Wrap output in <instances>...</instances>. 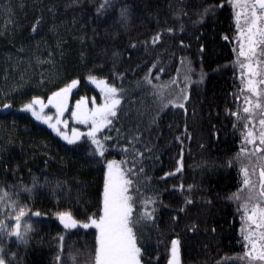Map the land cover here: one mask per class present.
Masks as SVG:
<instances>
[{
    "label": "trees",
    "instance_id": "16d2710c",
    "mask_svg": "<svg viewBox=\"0 0 264 264\" xmlns=\"http://www.w3.org/2000/svg\"><path fill=\"white\" fill-rule=\"evenodd\" d=\"M99 3L0 0V188L30 187L32 176L38 177L40 184L47 180L53 187L62 182L56 196L49 188H38L31 195L18 187L10 189L19 190L21 204L42 215L26 217L33 228L26 245L15 237L0 239L6 257H15L12 264H56L59 237L63 235V264H85L87 256L80 253H87L94 245V229L66 231L56 213L67 211L81 221L97 213L103 190L102 165L87 155V146L67 145L30 113L21 111L32 96H40L46 103L52 91L72 79L79 83L70 95V107L81 96L89 101L95 97L99 103V89L87 79L91 73L125 92L122 110L109 130L113 140L108 143L125 145L139 128L143 140L137 149L142 150L145 144L153 149L143 163L148 190L141 191L157 198L156 214L155 222L143 230L142 264H167L172 239L181 242L180 264H240L236 257L244 251L243 210L239 202L227 199L242 193L237 181L239 155L231 122L224 113L236 108L229 103L225 108L222 105L229 98L228 46L222 40L231 27L229 0H115L97 19ZM208 5L222 7L213 14L198 15ZM124 6L130 13L126 26L119 23V10ZM37 19L41 24L33 32ZM157 33L161 40L153 45ZM188 62L195 70L192 80H198L201 71L205 75L185 105L186 115L169 107L149 125L159 105L153 88L144 84L143 78L149 75L153 84L166 86L164 95L175 99L173 95L185 87ZM5 103L11 107L5 109ZM138 109L146 114L140 116ZM54 113L51 107L45 109L47 115ZM70 117V112L63 117L69 121V133L73 126L86 131ZM185 125L191 139L185 138L182 145L183 171L161 179L175 171L181 150L176 137L184 133ZM106 155L108 159L122 158L118 148ZM127 159L131 161V156ZM229 160L233 161L231 167ZM186 198L193 203L185 205ZM180 207L186 211L178 213ZM173 216L178 217L176 221ZM192 224L197 225L195 232L188 230Z\"/></svg>",
    "mask_w": 264,
    "mask_h": 264
},
{
    "label": "snow or ice",
    "instance_id": "6c2138e0",
    "mask_svg": "<svg viewBox=\"0 0 264 264\" xmlns=\"http://www.w3.org/2000/svg\"><path fill=\"white\" fill-rule=\"evenodd\" d=\"M115 0H100V3L95 9L96 18L104 16L106 12L114 5ZM231 2V0H230ZM217 7L222 5H208L203 8L201 17L208 14H213ZM245 7L248 11L245 14L244 25L239 22V13H237V30L239 43L238 58L235 63L241 69V81L244 88L241 90L250 95L244 96L246 106L243 107L245 116H241L239 112H230L232 117L237 121L246 120L244 123V141L247 145H252V150L248 152L249 156H258L264 159V0H246ZM130 13L127 6L119 10V23L126 26ZM41 24L40 19L32 26V31L36 32ZM171 31V29H169ZM228 39V37H224ZM161 40V34L157 33L152 38V44L156 45ZM183 46V42H181ZM132 48L136 45L132 44ZM204 51L203 48L200 49ZM235 51V49H234ZM51 55V54H50ZM117 55L114 53V56ZM153 64V67H156ZM188 74L186 75L185 87L175 99H168L164 95V87L153 84L149 75L143 78V83L150 85L153 88V95L159 107L155 109V114L151 116L149 125L155 124L160 113L164 112L169 107L186 110V102L189 101L188 86L191 84L203 83L204 73L201 71L198 80H192L194 69L191 67V62L187 63ZM164 71V69H161ZM151 73V69L149 70ZM116 76V73H113ZM119 78H123L120 74ZM88 81L94 84L99 89V103L93 97L90 101L81 96L75 102L74 107L69 106V99L72 90L77 87L79 81L72 79L64 87L52 91L47 96V102L40 96H32V98L22 105L21 111L30 113L31 116L46 124L61 140L67 145L75 148L87 146V155L96 160L102 165L103 170V190L101 193L100 204L97 213L87 216L81 221L73 217L70 212L58 211L56 218L59 224L66 231L76 229H94V245L86 255L85 264H142V244L143 230L150 224L154 223L156 214L157 198L155 196H146L141 191L142 188L147 191L145 185L148 183L144 178L147 177L146 169L143 166L145 156L149 158L153 149L147 144L143 149H137V144L143 140V135L140 129H136L137 134H133L127 139L125 145H111L108 142L113 140L109 134V130L113 126L114 120L118 117L122 110V98L125 92L122 88L113 86L105 79H98L91 73L87 77ZM139 86V82H138ZM237 99H239L237 97ZM5 109L11 105L5 103ZM55 109L54 115L45 114L46 108ZM140 116L146 113L137 110ZM66 112L71 113V121L76 125H83L86 131H81L79 128L71 127L68 131L69 121L63 119ZM258 118V131L253 127L249 129V124H255ZM237 125L234 124L235 128ZM120 133L119 129H116ZM191 139L187 126L185 125L184 133L176 137V140L181 145L179 153L180 159L176 161L174 172L165 173L161 179H167L169 176H175L181 173L184 168L183 158V142L184 139ZM258 141V144H257ZM203 148V145H201ZM118 148L122 154L120 160L108 159L106 154H110V149ZM246 149L242 148L241 152ZM131 156V161L127 159ZM237 160L239 157L236 158ZM131 166H128V165ZM232 160L228 161V166L231 167ZM255 168L253 169V174ZM241 174L243 175V193H234L227 199L235 200L240 203L243 210V216L247 228L242 229L244 240V251L236 257L240 264H264V164L259 168L258 187L257 181L250 178V173L246 166H241ZM31 186H9V190L0 188V239L7 237H15L18 243L27 244L29 233L33 231L32 223L25 222L26 217H41L40 211H31L26 204H21L19 200V190L31 195L38 188H49L51 194L56 196L57 191L61 188L62 182L57 181L53 187L47 180L44 184L39 183V178L32 176ZM12 187H18L17 192H12ZM180 190H184V185L179 186ZM192 190V186H188V191ZM16 197V198H14ZM185 205L193 203L192 199H185ZM211 203V201H209ZM185 207H180L179 212H185ZM177 216H173V221L177 220ZM14 221L9 224L7 221ZM189 231L195 232L197 225L192 224ZM215 231V229H213ZM60 253L56 256V264H63L61 258L65 237L61 235ZM180 240H171V258L168 264H180ZM6 249L0 245V264H12L13 258H7L5 255ZM71 255V254H70ZM75 260V256H72Z\"/></svg>",
    "mask_w": 264,
    "mask_h": 264
},
{
    "label": "flooded vegetation",
    "instance_id": "af4514ba",
    "mask_svg": "<svg viewBox=\"0 0 264 264\" xmlns=\"http://www.w3.org/2000/svg\"><path fill=\"white\" fill-rule=\"evenodd\" d=\"M250 3V0H248ZM230 3V18H231V23L233 25V30H234V35L236 38V46L234 47L235 50H238L237 53L234 56V61H230V57L233 55V48L230 46L229 47V56L228 59L225 62V66L228 69L229 76L226 77L227 82L229 83V88H227L228 91V103L231 104L233 107L236 108V111L239 109H242L243 107L246 106L245 101H244V96L245 95H250L246 92L241 91L244 88V84L241 81V69L239 66L235 63V61L238 58V53H239V43L237 42V37H238V30H237V13H239V22L243 26L244 25V19H245V14L248 11V9L245 7L246 0H240V3L237 4L236 0H229ZM228 3V4H229ZM237 97L239 99H237ZM241 116H245L246 114H242L240 112ZM246 120H241L239 121V135L236 137V145H237V152L239 155V173L237 179L238 184L241 188V191L243 193V175L241 174V166H246L248 168V171L250 173V178L253 181H257V187H258V180H259V168L261 164H264V159H260L258 156H249L248 152L252 150V145H247L244 141V135H245V130H244V123H246ZM255 127V129L258 131L259 129V123H258V118L255 121V124H249V129H252ZM258 144V141H257ZM244 148L246 149L245 152H241V149ZM255 168V173L253 174V169ZM248 225L245 222L244 216H243V224L241 227L242 229L247 228ZM242 234V231H241ZM243 236V235H242Z\"/></svg>",
    "mask_w": 264,
    "mask_h": 264
},
{
    "label": "bare ground",
    "instance_id": "6f19581e",
    "mask_svg": "<svg viewBox=\"0 0 264 264\" xmlns=\"http://www.w3.org/2000/svg\"><path fill=\"white\" fill-rule=\"evenodd\" d=\"M230 22H231V18H230ZM231 27H230V29H229V31H228V33H227V35H226V37H228V39H224V37L225 36H223V38H222V40L223 41H225L226 43H227V46L228 47H226V45H225V50H226V60L228 59V56H229V50H228V48L231 46L232 48H233V55L230 57V61L231 62H233L234 60V56H235V54L237 53V51L238 50H235L234 51V47L236 46V38H235V35H234V30L232 29L233 28V25H232V23H231V25H230ZM197 38H195V40H196ZM163 43H164V46H165V41H163ZM179 52H177L176 53V55L178 54ZM224 53V52H223ZM84 90V89H83ZM195 93V84H192V86L189 88V90H188V94L189 95H191V99L194 97V94ZM180 94V93H179ZM179 94H176V95H173V97L174 98H176ZM189 101H190V99H189ZM188 101V102H189ZM188 102H186V104L188 103ZM222 105L224 106V108L225 107H228L227 105H229L228 104V98L227 99H225L224 101H223V103H222ZM173 109H175V110H178V111H180V112H182L184 115H186V112H185V110L184 109H179V108H173ZM233 111H236V110H231V111H227V110H224V113H225V118H227L228 119V121L229 122H231V127H232V130L234 131V136H235V138L239 135V132H240V130H239V126H240V124H239V121H237V119L235 118V117H232L231 115H230V112H233ZM236 112H241L242 114H244L243 113V108L242 109H239L238 111H236ZM234 124H236L237 126L234 128L233 127V125ZM63 141V140H62ZM231 141H233L234 142V140H231ZM234 147H235V150L237 151V145H236V140H235V142H234ZM238 179H239V177H237ZM241 221L243 222V218L241 219Z\"/></svg>",
    "mask_w": 264,
    "mask_h": 264
},
{
    "label": "rangeland",
    "instance_id": "374dc122",
    "mask_svg": "<svg viewBox=\"0 0 264 264\" xmlns=\"http://www.w3.org/2000/svg\"><path fill=\"white\" fill-rule=\"evenodd\" d=\"M236 2H237V4H239L240 3V0H236ZM64 119V118H63ZM37 121V120H36ZM38 123H40V124H42V125H44L45 127H47L49 130H51L46 124H43V123H41L40 121H38ZM52 131V130H51ZM53 132V131H52ZM54 133V132H53ZM55 134V133H54ZM56 135V134H55ZM57 136V135H56ZM59 137V136H58ZM60 138V137H59ZM243 216V215H242ZM9 224H12V223H14V221H11V220H9V221H7ZM25 222H27V218H25Z\"/></svg>",
    "mask_w": 264,
    "mask_h": 264
},
{
    "label": "water",
    "instance_id": "95a60500",
    "mask_svg": "<svg viewBox=\"0 0 264 264\" xmlns=\"http://www.w3.org/2000/svg\"><path fill=\"white\" fill-rule=\"evenodd\" d=\"M169 254H170V256H169V259H170V258H171V248H170V253H169ZM169 259H168V260H169ZM167 264H168V261H167Z\"/></svg>",
    "mask_w": 264,
    "mask_h": 264
}]
</instances>
